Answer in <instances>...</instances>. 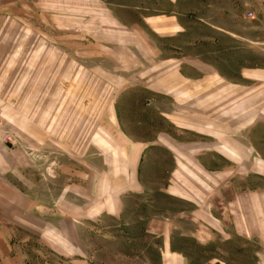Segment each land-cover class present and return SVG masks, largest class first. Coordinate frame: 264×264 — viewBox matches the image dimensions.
I'll return each instance as SVG.
<instances>
[{
	"label": "rangeland",
	"instance_id": "374dc122",
	"mask_svg": "<svg viewBox=\"0 0 264 264\" xmlns=\"http://www.w3.org/2000/svg\"><path fill=\"white\" fill-rule=\"evenodd\" d=\"M243 68H264V0H0V264H162L181 239L190 264H256L261 238L219 221L264 235V188L228 185L264 183Z\"/></svg>",
	"mask_w": 264,
	"mask_h": 264
},
{
	"label": "crops",
	"instance_id": "0c3cea01",
	"mask_svg": "<svg viewBox=\"0 0 264 264\" xmlns=\"http://www.w3.org/2000/svg\"><path fill=\"white\" fill-rule=\"evenodd\" d=\"M171 1L178 2L179 0H171ZM163 18H165V20L160 19V18L154 19V17L151 16V17H149V19H150L149 25L150 26L153 25L152 27L156 30L159 29L161 32L164 33L163 35H166V37H173L176 34L183 32L185 30V28L183 27V25L181 24V22L179 20V16H177V17L176 16H165ZM158 20L161 23L159 26L156 25ZM176 20L179 21L180 27H175V25H173V21H176ZM198 20L204 22L209 27H213L215 29H221L218 26H215L213 24H209L208 22H205L202 18H198ZM240 38H243V37L240 36ZM193 61L198 62L200 60L195 58V60L193 59ZM245 69L246 68L239 69V75H238L239 81H233V82H237L239 84L245 83V84L254 85V84H258L260 82L259 81V75L260 74L264 75V68H262V69L258 68L257 70H254L253 71L254 74H251L250 73L251 71H248V73H249L248 75H245V73H244ZM213 70L217 71V69H215V68ZM217 74H218L217 77L224 78L227 81L230 78H232V76L220 75L219 73H217ZM248 79L253 80V81H248ZM230 81H232V80H230ZM263 114H264V108H263ZM250 127L251 128L247 133V137H249V139L252 142L256 143L257 145L261 144L262 142L264 143V121L257 119L255 122L252 123V125ZM241 147H243V146H241ZM243 148H245V147H243ZM262 150L264 151V147L262 148ZM205 155H206V159L210 160V163L214 168H215V166H219V165H221V168L228 166L226 163H224L222 160H220V159H222L221 155L214 154V153L211 154L210 151L206 152ZM228 157H230V156H228ZM237 159H240V157H238ZM241 181L234 182V183L230 182V183H228V185H230L229 187L232 188L233 191L234 190H237V191H243V190L258 191V190H260L259 188H264V183H261V184L257 183V184L251 185V184L243 183ZM177 195H179V194L177 193ZM253 206L255 208L254 210L256 211V212H254V216L258 213L264 214V197L262 200H260L258 198L257 203L255 205L253 203ZM120 210H121V208H120ZM109 211H111V209H109ZM219 221L221 222V228H222V224H225L224 226L226 228L231 227L230 231H231V233H233V238L237 237V238L245 240V241H248V239L255 238V237H257L259 239L261 238V240L259 242L260 249L256 253H254V256H255L254 260H255L256 264H264V248H263L264 247V235L263 236H257L256 234H253L250 236V232L247 230V227L243 223L244 221L243 220L240 221V219H238L233 214H232V218H230V223H228L223 218H220ZM210 225L211 224H209V226ZM211 228L218 230V228L215 226H211ZM222 231L224 232V234H226V237H224V239H226V240L232 239L231 238L232 236L230 233H226L223 230V228H222ZM201 233H202V236H199L196 233H192L191 237L193 239H195L198 244L203 245L205 241H207V243H211V241L214 240V236L212 237V235L216 234L217 232L210 229V232L203 231ZM182 237H185V236L182 235ZM179 242L180 243L177 244L176 248H174L175 245H174V247L172 246L171 242H169L168 244L165 242L164 246L161 248L162 264H169L170 259H173V262H171L173 264H190L191 263V258L188 255L189 251H186L187 248L181 245L184 243V241L181 239V240H179ZM179 246H181L182 248H178ZM165 258L167 261H165ZM210 260L208 261L209 263L211 262ZM212 260H215L214 264H217V263L229 264L228 259H221L220 257H213Z\"/></svg>",
	"mask_w": 264,
	"mask_h": 264
}]
</instances>
